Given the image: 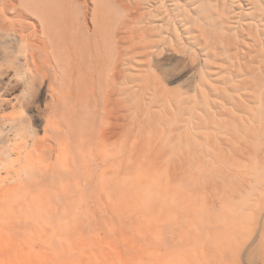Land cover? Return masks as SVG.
<instances>
[{
  "label": "rangeland",
  "instance_id": "374dc122",
  "mask_svg": "<svg viewBox=\"0 0 264 264\" xmlns=\"http://www.w3.org/2000/svg\"><path fill=\"white\" fill-rule=\"evenodd\" d=\"M244 5L232 24L261 54L249 44L252 57L208 70L193 49L152 68L138 56L131 103L121 75L114 186L108 164L66 198L43 184L36 256L0 264H264V6Z\"/></svg>",
  "mask_w": 264,
  "mask_h": 264
},
{
  "label": "bare ground",
  "instance_id": "6f19581e",
  "mask_svg": "<svg viewBox=\"0 0 264 264\" xmlns=\"http://www.w3.org/2000/svg\"><path fill=\"white\" fill-rule=\"evenodd\" d=\"M237 3L0 0V259L18 263L36 256L43 184L66 198L77 192L73 187L93 182L91 168L96 173L108 164L114 186L121 75L128 74L131 103L138 56L141 66L152 68L164 50L193 49L208 70L211 59L223 68L228 60L252 57L249 44L261 54V40L252 36L249 43L232 24ZM240 3L257 11L264 6V0ZM15 92L9 111L6 98ZM34 118L42 122V137Z\"/></svg>",
  "mask_w": 264,
  "mask_h": 264
}]
</instances>
